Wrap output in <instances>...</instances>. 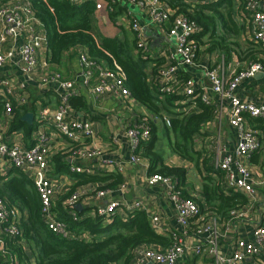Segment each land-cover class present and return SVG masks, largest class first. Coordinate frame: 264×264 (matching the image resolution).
<instances>
[{
	"label": "built area",
	"instance_id": "obj_1",
	"mask_svg": "<svg viewBox=\"0 0 264 264\" xmlns=\"http://www.w3.org/2000/svg\"><path fill=\"white\" fill-rule=\"evenodd\" d=\"M68 1L73 5L92 3L95 12L108 13L125 1L138 7L142 11L143 20H148L173 40L174 44H170L172 50L170 46L155 49L147 39V27L143 20L134 17L127 22L136 37L137 51L141 53V57L144 60H161L163 63L156 74L150 75L162 99L176 92L177 79L182 69L194 66L201 58L198 57L199 45L196 37L203 29L185 15L175 16L163 0ZM199 1L208 3L218 0ZM261 5H264V0H246L244 10L249 15L253 39L264 46V12L261 11ZM41 25L28 1L12 0L0 4V175L14 170L30 179L40 198L45 225L56 236L72 238L67 224L57 219L54 214V198L63 193L60 185L56 186L49 177L51 159L58 139L63 138L70 142L71 146L75 145L72 152L74 159L98 160L102 165H112L123 171L121 163L108 157L104 149L85 146L88 141L95 140L97 131L92 122L77 118L73 110L71 100L77 96V82L95 99L101 96L121 100L133 97L126 87V74L121 67L116 64L115 69L103 67L92 61L83 51L78 53L80 74L77 79L64 80L60 74L50 72L47 60L41 62L39 59L40 52L47 45ZM24 33L26 41L15 50L14 44ZM169 50L172 52L169 53ZM263 71L264 64H253L230 79H225L216 70L207 71L212 92L227 99L230 104V125L235 129L238 139L235 154L218 162L216 168L223 172L224 187L242 193L248 201L246 205L230 212L229 220L223 222L227 227L238 221L242 222L255 213L259 190L264 184L252 172L248 163L252 155L261 148L257 132L249 125V118L264 120V105L244 102L237 96V90L244 80L254 78ZM32 83L52 90L59 104L54 113L48 110L37 111L38 115L33 118L34 130L32 129L29 139L17 122L22 113H27L26 109L32 105L29 92ZM182 94L195 98L191 89ZM199 97L202 103L208 104L205 95ZM164 122L168 127L171 126L170 119L164 118ZM123 130L128 141V163L141 164L138 153L143 143L151 138V119L142 116ZM115 142H118L117 139ZM72 171L82 173L83 170L77 167ZM87 171L91 173V170ZM96 172L97 169L93 174ZM146 185L149 188L159 185L169 188L170 198L177 212V223L186 230L194 220V233L198 242L187 246L183 237L174 234V243L166 249L137 248L130 264H179L192 257L208 258L213 264H264V218L254 223L251 240H235L234 252L226 255L219 250L220 241L226 232H221V221L215 212L209 207L202 211L197 203L183 198L181 192L176 190L177 184L170 177L154 173L147 176ZM90 190L92 193L96 192L95 195L100 201H104L109 193L101 188ZM85 194V189L79 187L63 202L62 207L70 211L69 215L74 220H79V217L73 210ZM120 207L119 201H110L99 206L97 214L104 219H111ZM142 207L140 203H136L132 210ZM20 220V210L9 207L0 197V237H22ZM154 222H158V219H154ZM78 239L87 241L86 237ZM4 246V240L0 239V251L6 255ZM4 264H19L18 258L9 255Z\"/></svg>",
	"mask_w": 264,
	"mask_h": 264
},
{
	"label": "trees",
	"instance_id": "obj_2",
	"mask_svg": "<svg viewBox=\"0 0 264 264\" xmlns=\"http://www.w3.org/2000/svg\"><path fill=\"white\" fill-rule=\"evenodd\" d=\"M8 1L12 0H0V4ZM25 1L31 4L35 17L45 31L47 62L50 66L59 67L67 57L75 58L83 51L92 61L103 67L115 69L116 64L122 68L126 74V87L132 97L146 109L147 114L143 116L151 119V138L141 146L143 157L151 162V174L158 173L174 179L176 177V190L183 194L186 171L180 167L163 165V160L153 152L157 142V127L154 120H162L163 113L170 112L172 108H183L182 104H178L185 101L186 97L181 93L183 86L180 77L177 79L174 94L164 99L159 97L160 94L156 91L150 75L159 71L158 68L163 65L161 60H144L137 51L136 37L132 31H130L133 34L132 39L127 36L123 40L104 37L98 42L94 37L95 8L92 3L73 5L68 0ZM163 1L173 10L175 16L185 15L203 29L196 37L199 45L198 57L204 56L202 46L205 45L208 47V52H219L227 59L236 54L243 62L251 60V65L264 64V58L260 59L261 55L264 56L262 44L252 43V47L242 50L236 40L241 34V28L235 21L234 14L237 8L244 9L246 0H239L237 3V0H218L208 3L199 0ZM118 11L120 9H116L115 6L114 11L109 13L111 20L115 21ZM206 38L208 40L204 42L203 39ZM148 66H151L149 75ZM191 100L196 103L198 110L172 118L171 126L167 130L172 152L184 160L198 162L200 152L196 151L195 137L201 135L203 128L213 120L215 107L203 104L199 95H195ZM71 105L73 110L80 112L88 109L85 97L73 98ZM17 124L25 127L21 119ZM249 125L257 132L261 145L257 152H260L264 150V120L249 118ZM74 148L75 145L54 153L51 163L55 164L56 172L70 173L68 157L72 158ZM196 155L198 157L194 158ZM257 157L256 155L253 158V162H258ZM157 163L160 165L159 169L156 167ZM208 171L210 172L209 169ZM15 173V176L8 179L0 177V197L9 206L20 208V228L23 235L20 238L4 235L0 237L5 242L4 249L7 253L4 255L0 251V264H4L9 255L18 257L20 263L27 261L24 241L29 245L35 264H130L139 247L166 249L174 243L171 236L157 234L148 215L141 211L128 215L126 219L114 217L110 224H106L102 217H97L95 220L90 218L74 220L69 215L70 212L61 207L65 199L70 197L77 187L103 179L72 173L70 176L78 182L71 191L59 195L60 208L58 212L55 208L54 211L58 214L57 219L67 224L73 237L56 236L43 222L40 198L32 181L21 173ZM212 174L213 176L208 175L203 179L204 203L199 206L202 211L205 210V206L209 207L218 215L221 222H227L230 212L246 205L248 201L240 192L227 190L224 187L223 174L218 172ZM113 178L116 180L110 187L121 183L120 176ZM82 232H90L99 237L90 241L80 240L78 236Z\"/></svg>",
	"mask_w": 264,
	"mask_h": 264
},
{
	"label": "crops",
	"instance_id": "obj_3",
	"mask_svg": "<svg viewBox=\"0 0 264 264\" xmlns=\"http://www.w3.org/2000/svg\"><path fill=\"white\" fill-rule=\"evenodd\" d=\"M124 2L125 1H122L116 5V9L119 8L120 11H118L115 21L113 20L115 23L120 17L124 19L125 25L120 24L124 26L122 27L124 29L122 33L117 30V28L110 29L112 27L108 24L109 20L107 19L106 14L109 15V13L107 11L95 12L94 37L98 42H100L101 38L104 37L123 40L124 37L127 36L132 39L133 34L130 32L127 22L129 19L136 16L132 15V13L128 11ZM237 2H239V0H237L236 3ZM260 8L261 11L264 12V5H261ZM99 14L101 15V20L98 19ZM234 19L241 28V34L238 38H236L241 45V49L246 50L252 47V43L254 44L256 42L251 33L249 15L244 9L238 10L237 8V10H235ZM143 22L147 27V39L151 42L153 48L159 49L170 46L172 50L170 44H174L173 40L168 38L163 30L155 25H152V23L148 20L144 19ZM118 23L119 22L117 21L115 24L120 26ZM41 32L45 34L42 25ZM25 41L26 33H24L20 39L16 41L13 48L18 50ZM203 41L206 42V39H203ZM171 52L172 51L169 50V53ZM202 52L204 56H202L194 66L182 69L179 76L181 79L180 82H182L183 86L181 93H185L186 90L191 89L194 91L196 96H206L208 104H203L215 107L213 120L203 128L201 135L195 137L194 142L196 145V151L200 152V156L198 157L196 155L194 158L198 157L199 161L195 162L193 160H184L172 152L169 144L168 126L164 122V118L171 120L172 118L178 117V115L183 116V113L187 114L191 111H197V105L191 100V97H185V101L178 103L182 104L183 108H172L169 110L170 112L163 113L162 120H154L157 127V142L153 150V152L163 160V165L168 167H180L186 171V185L182 189V196L183 198L193 201L198 205L204 203L202 191L204 177L208 175L213 176L212 173L216 174L217 172L223 174L222 171L216 168V165L218 162H221L225 158L235 154L238 142L237 133L230 125V104L227 99H223L212 92L211 83L207 78V71H209V69L216 70L225 79H230L233 75L248 69L251 65V60L243 62L236 54H233L232 58L227 59L225 55H222L219 52H208V47L205 45L202 46ZM47 58V45H45L40 52L39 59L41 62H44ZM263 58L264 56L262 57L261 55L260 59L262 60ZM151 66H148V75L150 74ZM49 71L60 74L64 80L70 81L77 79L80 74L78 56L75 58L67 57L63 65L59 67L50 66ZM258 75V77L244 80L237 90V96L244 102L264 105V71L260 72ZM76 87L77 96L75 98L85 97L88 103V109L86 111L80 112L75 110L77 118L89 120L95 125L97 131V137L95 140L88 141L85 146L104 149L107 152L108 157L116 160L123 166V171H119L115 166L102 165L98 160L74 159L73 157L72 159L68 157V170L70 173L96 176L103 179L79 186L80 188H84L86 191V194L81 198L73 210L77 217H79V220L82 218L95 220L99 217L97 214L99 206L110 201H119L121 207L114 217L119 216L122 219H126L128 215L136 211L145 212L157 234L166 237L171 236L172 238L173 235L176 234L183 237L187 246L195 245L198 241L194 233L196 229L194 220L191 221L190 226L186 230H183L179 226L177 223V212L174 203L171 201L169 188L162 185L152 188L147 187L146 178L147 176L152 175L150 171L151 162L149 159L143 157L144 153H142V149H140L138 153L142 163H128V141L124 136L123 129L134 124L141 116L147 114L146 109L134 98L121 100L114 97L101 96L98 99H95L87 90L81 87L78 82ZM29 92L32 105L26 109L27 113L25 111L22 113L20 116L21 120L28 113L36 115L38 110H48L52 113L57 110L59 102L52 90L41 87L39 84L37 85V83H32L29 87ZM22 122L25 125V127H22L26 132L25 135L27 137L29 136L30 139L31 131L32 129L34 130V126L32 127L34 123L32 121L31 124H28L23 120ZM116 139L118 142H115ZM160 141H164L166 143V147L170 149L169 154L166 152L163 153V149H165L163 148L165 146L164 144H160V148L158 147V143ZM55 146L56 152L68 149L71 147V143H68L63 138H59ZM256 155L258 156L257 163L253 162V158ZM248 163L251 166L252 172L264 183V150L252 155L250 160H248ZM77 167L82 168V173L72 171L73 168ZM156 167L159 169L160 165L157 163ZM95 169H97L98 172L93 174ZM87 170H91V173ZM15 172L17 171L10 170L5 173V175H0V177L8 179L15 176ZM70 173H58L56 172L55 164H50L49 177L56 186L60 185L63 193L71 191L76 182H78L70 176ZM115 176L121 177V183L115 187H110V185L116 180L114 178L112 179V177ZM175 179L177 178L175 177ZM175 179L172 178L173 182L177 184V180ZM79 187L74 189L73 192L78 190ZM92 188H101L102 190L105 189L109 191L106 199L104 201H100V199L95 195L96 192H91L90 189ZM59 199V195L54 198V208L57 212L60 208ZM136 203H140L143 207L132 210ZM9 207L18 208L16 206ZM18 209L20 210V208ZM57 212L55 213L54 211L56 217L58 215ZM114 217L111 219H104L105 223L110 224ZM262 218H264V184L259 190L255 213L251 215L250 218L245 219L242 222L238 221L233 223L230 227H227V225H224L223 222H220L219 226L221 232H226L223 240L220 241L219 244L220 253L226 255L232 254L235 250V240L237 239L244 238L246 240H251L254 223L261 221ZM154 219H158V222L155 223ZM78 237H86L87 241H90L93 238L97 239L99 235L91 234L90 232H82ZM24 251L27 253V261L20 263L18 259L19 264H35V259L31 253L29 245L25 241ZM179 264H213V261L208 258L192 257L191 259L181 261Z\"/></svg>",
	"mask_w": 264,
	"mask_h": 264
},
{
	"label": "rangeland",
	"instance_id": "obj_4",
	"mask_svg": "<svg viewBox=\"0 0 264 264\" xmlns=\"http://www.w3.org/2000/svg\"><path fill=\"white\" fill-rule=\"evenodd\" d=\"M124 5H126L128 11L130 13H132V15L136 16L139 20H143L142 11L138 7H135V6L131 5V4H127L126 2H124ZM106 15H107V19L109 20L108 24H109V26L112 27L110 29L117 28V30H119L122 33V31H124V29L122 27H124L123 25H125L124 19L122 17L118 18V20H117L119 22L118 24L119 25L123 24V25L117 26V24H115V23H117V21L114 23L113 20L110 19L109 15L108 14H106ZM98 19L101 20V15L100 14L98 15ZM207 40H208V38H206V41ZM160 144H164L165 145L163 147V148H165V149H163V153L166 152L167 154H169L170 153V149L168 147H166L167 146L166 143L164 141L163 142L160 141L158 143V147L160 146Z\"/></svg>",
	"mask_w": 264,
	"mask_h": 264
},
{
	"label": "water",
	"instance_id": "obj_5",
	"mask_svg": "<svg viewBox=\"0 0 264 264\" xmlns=\"http://www.w3.org/2000/svg\"><path fill=\"white\" fill-rule=\"evenodd\" d=\"M259 75L257 74V75H255V77H258ZM33 118H34V115L33 114H31V113H28V114H26L24 117H23V121L24 122H26V123H28V124H31L32 123V121H33ZM79 206V205H78Z\"/></svg>",
	"mask_w": 264,
	"mask_h": 264
}]
</instances>
